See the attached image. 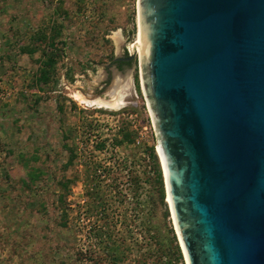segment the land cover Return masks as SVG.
I'll return each mask as SVG.
<instances>
[{
    "label": "rangeland",
    "instance_id": "rangeland-1",
    "mask_svg": "<svg viewBox=\"0 0 264 264\" xmlns=\"http://www.w3.org/2000/svg\"><path fill=\"white\" fill-rule=\"evenodd\" d=\"M136 34V0H0V264H185L164 185L155 204L148 184L136 193L132 183L139 155L150 147L157 157L138 53L113 62ZM115 85L118 106L75 98L109 99ZM59 178L70 181L68 230L57 225Z\"/></svg>",
    "mask_w": 264,
    "mask_h": 264
},
{
    "label": "water",
    "instance_id": "water-1",
    "mask_svg": "<svg viewBox=\"0 0 264 264\" xmlns=\"http://www.w3.org/2000/svg\"><path fill=\"white\" fill-rule=\"evenodd\" d=\"M136 23L185 264H264V0H136Z\"/></svg>",
    "mask_w": 264,
    "mask_h": 264
},
{
    "label": "trees",
    "instance_id": "trees-1",
    "mask_svg": "<svg viewBox=\"0 0 264 264\" xmlns=\"http://www.w3.org/2000/svg\"><path fill=\"white\" fill-rule=\"evenodd\" d=\"M43 37L42 39H45L44 33H40L37 35L38 37ZM48 38H53L51 36H48ZM50 48L55 46V43L53 39H50L48 42V47ZM33 49L27 48V52H31ZM45 58L41 60V65L38 67V75L36 76V79L40 82L45 83L46 80L48 79L50 75V71L54 66L55 63V57H54V51L49 50L44 53ZM126 56V55H125ZM118 66L123 63H128V61H117ZM116 140V139H115ZM104 145V141L100 142V146ZM74 148L69 147L68 148V153L65 162L62 163L61 165V170H65L69 167V165L72 163L73 158H74ZM145 159V162L142 163V160ZM138 166L142 169L139 170V174L133 177V186H135V192L137 193L138 186H141L143 182L148 184L149 188L147 189L150 194L155 196L154 197V203H162V197H163V180H162V174L161 170L159 168V163L157 160V157L153 151L152 148L148 147L147 149L144 150L143 155H139L138 157ZM118 167V163H117ZM102 171H104V175L109 174L110 167H103ZM69 180L67 178H59L57 180V187L58 190L56 191V196H55V207H56V218H57V225L60 227L61 230H68L70 228L69 226V205L67 203V191H68V184ZM96 191L94 190L93 192H90V195L93 196L95 195ZM89 195V196H90ZM156 205H153V208L155 209ZM156 229V227H154ZM161 237V236H160ZM154 239L160 244L161 240H159V233L154 234ZM106 246H109L110 243L109 241L105 243ZM177 255L178 251L175 246Z\"/></svg>",
    "mask_w": 264,
    "mask_h": 264
},
{
    "label": "bare ground",
    "instance_id": "bare-ground-1",
    "mask_svg": "<svg viewBox=\"0 0 264 264\" xmlns=\"http://www.w3.org/2000/svg\"><path fill=\"white\" fill-rule=\"evenodd\" d=\"M129 50H130L131 53H134V54L138 53V44H137L136 37L132 41V43L129 45ZM120 85H122V83ZM119 88H120V86L115 85L113 87L112 91L110 90L111 92L109 93V95H110L109 99H105V98L97 97V96L96 97H92V98L91 97L88 98V97L83 96L81 94H77L75 98L77 100L81 101V102H84V103H87V104H90V105L91 104H96L98 106L114 107V106H118L120 104H123V95L124 94H123V92L121 93L119 91ZM121 88H122V86H121ZM166 197H167V194H166ZM166 199L168 201V197ZM168 204H169V201H168Z\"/></svg>",
    "mask_w": 264,
    "mask_h": 264
},
{
    "label": "flooded vegetation",
    "instance_id": "flooded-vegetation-1",
    "mask_svg": "<svg viewBox=\"0 0 264 264\" xmlns=\"http://www.w3.org/2000/svg\"><path fill=\"white\" fill-rule=\"evenodd\" d=\"M123 57H125V56H121L118 59L113 60V62L118 65L117 61H129V60H123L122 59Z\"/></svg>",
    "mask_w": 264,
    "mask_h": 264
},
{
    "label": "built area",
    "instance_id": "built-area-1",
    "mask_svg": "<svg viewBox=\"0 0 264 264\" xmlns=\"http://www.w3.org/2000/svg\"><path fill=\"white\" fill-rule=\"evenodd\" d=\"M128 54H129V51L127 50Z\"/></svg>",
    "mask_w": 264,
    "mask_h": 264
}]
</instances>
